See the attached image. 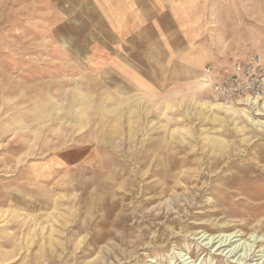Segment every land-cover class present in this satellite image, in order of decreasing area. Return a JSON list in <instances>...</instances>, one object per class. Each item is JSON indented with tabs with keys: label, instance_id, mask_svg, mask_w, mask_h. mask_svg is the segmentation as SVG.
<instances>
[{
	"label": "rangeland",
	"instance_id": "rangeland-1",
	"mask_svg": "<svg viewBox=\"0 0 264 264\" xmlns=\"http://www.w3.org/2000/svg\"><path fill=\"white\" fill-rule=\"evenodd\" d=\"M261 51L264 0H0V264H261L264 98L197 83Z\"/></svg>",
	"mask_w": 264,
	"mask_h": 264
},
{
	"label": "built area",
	"instance_id": "built-area-1",
	"mask_svg": "<svg viewBox=\"0 0 264 264\" xmlns=\"http://www.w3.org/2000/svg\"><path fill=\"white\" fill-rule=\"evenodd\" d=\"M201 81L223 102L264 98V51L241 58L207 63ZM253 104V102H251Z\"/></svg>",
	"mask_w": 264,
	"mask_h": 264
},
{
	"label": "bare ground",
	"instance_id": "bare-ground-1",
	"mask_svg": "<svg viewBox=\"0 0 264 264\" xmlns=\"http://www.w3.org/2000/svg\"><path fill=\"white\" fill-rule=\"evenodd\" d=\"M197 83L200 84V87H203V88L206 87V85L201 81V78L200 80H197ZM232 235H227V236L218 235L215 238V240L221 237L220 240L213 243L212 246L218 245L219 249L221 247H230L231 249H229V251H227L226 253L232 257L238 256L242 258L243 260H249L254 257H257L255 256V252H256L255 250L258 247V246H255L258 243L256 239H253V237H249L247 240L248 242L242 241V243H238L240 240H237V236L232 237ZM261 264H264V260L262 261Z\"/></svg>",
	"mask_w": 264,
	"mask_h": 264
},
{
	"label": "crops",
	"instance_id": "crops-1",
	"mask_svg": "<svg viewBox=\"0 0 264 264\" xmlns=\"http://www.w3.org/2000/svg\"><path fill=\"white\" fill-rule=\"evenodd\" d=\"M247 54L248 53L238 54V53L230 52L229 55H226L227 58L225 60H231V59H235V58H241V57H244Z\"/></svg>",
	"mask_w": 264,
	"mask_h": 264
}]
</instances>
